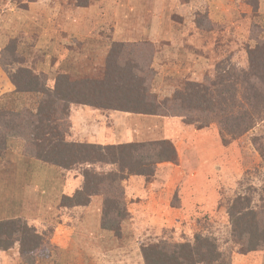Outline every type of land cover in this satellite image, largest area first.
Instances as JSON below:
<instances>
[{
	"label": "rangeland",
	"instance_id": "1",
	"mask_svg": "<svg viewBox=\"0 0 264 264\" xmlns=\"http://www.w3.org/2000/svg\"><path fill=\"white\" fill-rule=\"evenodd\" d=\"M19 1L0 0V51L4 52L0 56V60L4 58V62H0V85L3 86L9 79L7 69L21 66L8 64L12 56L5 48L11 44L10 38L13 37H18L25 45L18 56L20 59L28 57L29 63L24 66L35 73L22 72L20 76H36L39 80H47V84L52 87L56 76L61 73L75 78H101L107 73H115L114 69H124L122 73H128L127 68L133 62V54L123 51L122 42H141V45L154 47L156 55L159 50L165 52L162 46L164 44L173 43L171 45L176 46V43L184 42V48H180L181 53H184L182 62L188 63L192 69H167L164 75L156 68L155 56L154 62L149 65L150 69L146 70L153 78L148 98L154 102L164 101L190 80L207 81L220 73L226 76H244L253 62L261 64L264 59V50L258 47V43L264 40V0H227L228 9L223 17L217 11L220 0H162L165 6H169L167 23L170 22L171 27H166L159 37L152 33L144 38L143 34L133 32L142 24L143 18L140 16H134L135 25L129 31L124 26L127 22L123 21L126 14L124 11L130 0H106L108 10H117L120 13L117 19L122 23L120 26L117 22L116 35L113 32L114 24L106 22L109 16L102 17L105 25L103 31L95 32V37H99L101 43L96 44L99 46V53L93 60L89 57H77V54L85 51L82 52L76 45L69 43H76L81 39L57 31L55 27L60 26L61 18L55 15L49 23V16L45 14L48 6L65 11L76 7H90L92 0H36L39 7L32 11L37 13L42 29L39 23L33 22L29 25L32 30L25 25L22 29L25 32L21 30L18 36H13L2 25L12 23L14 16L11 9L19 6ZM132 1L137 6H134L135 10L138 9V1ZM152 2L155 9L161 4L159 0ZM213 9L215 14L212 13ZM3 11L8 13L4 22L1 17ZM103 12L105 14L106 9ZM110 16L112 22L114 17L112 14ZM155 20L153 18L154 22ZM50 41L53 46L48 44ZM54 43L56 46L64 44L63 53L67 55L72 52L76 57L73 56L68 63L62 51H56L58 47L55 48ZM113 44H116V49L109 57ZM34 45L36 48H33ZM28 47L32 50H25ZM167 51L174 53L176 50L173 47ZM49 53L50 57L45 59V54L49 56ZM168 57L171 58L167 53L166 58ZM110 58L116 63V66L114 63L110 67L113 68L111 72L108 71L109 68L107 70ZM118 60L123 61L121 67L117 66ZM262 74L264 76V72ZM5 92L7 90L0 88L1 106L37 107L39 97L32 93ZM70 119L72 126L68 137L73 141L107 145L141 144L169 139L179 152L180 163L160 164L158 180L162 177V181L158 184L142 188V182L135 180L131 183L132 186L127 187L128 205L133 206L132 218L122 223L124 235L119 239V245L113 246L112 242L103 241L100 236L103 197L94 196L88 206L75 207V203L73 204L74 198L78 197V188L83 186L85 180L81 168L78 166L72 170H63L54 165L55 167L46 166V169L44 166L49 164L42 162L43 165L30 161L25 164L21 141H11V149H8L6 158H0V219L21 216L30 227L34 226L44 238L46 236L49 246L46 250L42 248L48 258H41L34 253L21 254L19 243H15L6 251L9 254L5 257L7 264H144L140 253L141 243L193 242L197 233L216 240L223 252V261L220 260L219 264H264V250L245 253L234 241L228 212L231 202L240 195L250 197L255 208L259 209L264 203V158L252 143L253 136L261 129L263 131L264 123L231 143L224 144L217 124L198 128L190 123L194 120L207 121V113L188 108H172L162 114L146 115L102 110L78 103L72 104ZM33 159L36 160L30 158ZM102 166L98 165V172ZM93 203L92 209H88ZM151 209L153 212L148 213ZM22 211L26 214L19 215ZM131 238L137 242L126 245ZM67 239L71 241L68 246H64L63 242ZM109 246L113 247L108 248Z\"/></svg>",
	"mask_w": 264,
	"mask_h": 264
},
{
	"label": "trees",
	"instance_id": "2",
	"mask_svg": "<svg viewBox=\"0 0 264 264\" xmlns=\"http://www.w3.org/2000/svg\"><path fill=\"white\" fill-rule=\"evenodd\" d=\"M32 2L36 0H20L17 8L28 10ZM10 39L11 44L5 48L12 56L8 64L21 66L7 69L8 82L4 86L1 84L0 88L7 90L6 94L32 93L39 100L35 109L26 105L18 108L0 105V158H6L11 141L19 140L21 153L26 159L33 157L63 170L79 166L85 180L78 188V197L74 198L73 204L75 207L88 206L94 196L103 197L101 237L103 241L112 242L113 246L119 245V239L124 235L122 223L132 218L127 187L132 186L135 180L142 182V188L158 184L162 181V177L158 180L159 165L180 163L179 152L169 139L107 145L88 140L73 141L68 137L72 126V104L146 115L162 114L172 108L199 110L207 113V121L194 120L190 123L198 128L217 124L224 144L264 123V59L261 64L253 62L244 76L220 73L207 81L190 80L164 101L154 102L148 98L153 78L146 72L155 60L154 47L141 45V42H122L123 51L133 54L128 73H122L124 69H114L115 73H107L101 78H75L61 73L56 76L52 87L47 80H39L36 76H20L22 72L32 74L34 70L31 72L29 67L24 66L29 63L28 57L20 59L18 56L25 45L18 37ZM258 47L264 50V40L258 43ZM115 49L116 44H113L109 57ZM25 50L32 49L28 47ZM3 54L0 51V56ZM110 60L107 64L109 72L113 71L110 67L115 63L112 58ZM0 62H4V58ZM117 63L121 67L123 61L118 60ZM252 143L264 158V129L253 136ZM98 165H103L100 172ZM228 212L234 241L242 250L245 253L264 250V203L258 209L253 206L250 197L240 195L231 202ZM43 236L21 216L0 219L1 251H8L19 243L21 254L34 253L48 258L43 249L46 250L49 244ZM136 242L131 238L126 245ZM140 250L144 264H219L223 259L216 240L203 233H197L193 242L141 243Z\"/></svg>",
	"mask_w": 264,
	"mask_h": 264
},
{
	"label": "crops",
	"instance_id": "3",
	"mask_svg": "<svg viewBox=\"0 0 264 264\" xmlns=\"http://www.w3.org/2000/svg\"><path fill=\"white\" fill-rule=\"evenodd\" d=\"M98 1L99 0H92L91 5H89L90 7H76L75 9H70V10H65V11L57 10V8H55V7L53 8L51 6H48L45 9V11H47V13H45V14L47 16H49V23L52 22V19H53V17H55V15H58L59 19L61 18V20H60L61 23L59 22L60 26L55 27L57 31L60 30L62 33L66 32V33H69V35L72 34V36L76 39L77 38L81 39V41H76V43L75 42L69 43V41H68L69 44L76 45V48L81 50L82 52L85 51L86 53H89V54H86L85 52H83L82 54H77V57H79V56H81V58L89 57V58H92V60H93L94 58H96L98 56L99 46L98 45L96 46V44H100L101 41H99L100 40L99 37H95V32L103 31L105 21H103L102 17L107 16V15L109 16V17L107 16L108 19L106 22L114 24L113 32H115L116 35H117V30H116L117 22H119L120 26H121V23H122L121 20L117 19V17H119L120 13L117 10H108L109 6H107V4L105 3L106 0H101L99 2ZM136 1H138V5H139L138 9L135 10V7H137V6L135 3H133L132 0L127 2V4L129 5L128 8L125 7L124 12L126 14L124 15L125 19H123V21H127L124 24L125 28H127V31H129L130 28L134 27L133 25H135V20H136V18H134V16H136V15L143 18V21H142V24L140 26H138L137 29L133 30V32H135V34H138V33L143 34V38L151 35L152 33H154L155 36L158 35V37H159L161 34H163L165 32L166 27H171L170 22L167 23V21L169 19V14L167 12L169 6H165V4H163L164 0L163 1L159 0L161 2V4H159V6L156 9L154 7V3L152 2V0H136ZM149 1H151V3H149ZM226 2H227V0H220L219 1V8L217 11L219 12L220 17L226 16L227 9H228ZM32 3H34L35 6L34 5L32 6V4L30 3L28 10L19 9L16 6L12 7L11 11L13 12V16H14L13 19H11L12 23L11 24L3 23L2 27H4V28L7 27V28H5L6 31H8L13 36H17L19 34V32L23 31L22 29H24L23 27H25V25L29 27V25L33 22L39 23V25L41 26V29H42L43 25L41 24V22H38L39 20L37 18V13L33 12V11H36L35 8H37L39 6H38V4H36V2H32ZM49 5H50V3H49ZM146 7H148V8H146ZM52 8L54 11L52 10ZM32 9H33V11H32ZM105 9H106L105 14L107 13L106 15L103 12ZM146 10H147V13L145 12ZM8 11H10V10H8ZM53 12H55V13H53ZM212 13L215 14L214 9L212 10ZM110 14H112V16L114 17V20H112V22H110V19H111ZM7 15H8V13H6L5 11L2 12V16H1L2 22H4V18ZM141 18H140V20H141ZM153 18H156L155 22L153 21ZM166 24H167V26H166ZM178 26H179V24H178ZM28 29L32 30L31 27H29ZM45 30L46 29H44V31ZM23 32H25V31H23ZM1 33L2 32H0V34ZM175 34L178 35V33H175ZM123 37L125 39L127 38L124 36V34H123ZM115 39H117V38L115 37ZM128 39H130V38H128ZM48 44L53 46L52 41H50ZM171 44H173V43H171ZM171 44L168 43V44L162 45L164 47L166 53L163 52L162 50L161 51L159 50L157 52L156 60H155L156 61L155 63H157V65H156L157 70L160 73H163L164 75H166L165 73L167 72V69H170V70L174 69V68H176V69L180 68V69H184V70L192 69V68H190V65H188V63L182 62V59L184 57V53L183 54L181 53L180 48H184L185 43L184 42L180 43V44L176 43V46H174L175 44L174 45H171ZM54 46H55V48L58 47L56 49L57 52L59 51L58 49H60V51H62V55L64 56V58L66 57L65 60H67L68 63L71 62V58L74 55H76V54H73L72 52L65 55L63 53V49L65 47L64 44H58V46H56V44L54 43ZM173 47L176 50V51H174V53H172L170 51V49ZM33 48H36V46H34ZM80 48H82V49H80ZM167 50H169L170 52H168ZM167 53L170 55V57L172 59L168 57V59H169L168 60L166 58ZM50 54L51 53L48 54L49 56H46V54H45L44 58L46 59V57H50ZM74 57H76V56H74ZM159 60H161V61H159ZM46 62L47 61L45 60L44 63H46ZM93 63H95V61H93ZM167 75H170V74H167ZM83 111H85V110H83ZM93 115H96V114H93ZM26 161H30L31 163H36V165L45 164V163L42 164L40 161H37L34 159L30 160V159L25 158V161H24L25 164H27ZM46 166L52 167L54 165H45L44 167H46ZM44 167H43V169H45ZM46 169H48V168L46 167ZM171 179H172V177H171V175H169V180H171ZM94 204L95 203L91 204L88 209H92V206ZM131 207H133L132 204H131ZM98 208L99 207H97V209ZM139 210L141 212L143 211L142 208H139ZM97 211H99V210H97ZM151 212H153L152 209L150 211H148V213H151ZM97 213H98L97 217L99 218V212H97ZM24 214H26V213L23 211L21 213H19V215H24ZM70 241H71L70 239L65 240L64 241L65 243L63 242L64 246H68ZM66 243H67V245H66ZM70 249H68V250L70 251ZM8 255L9 254L6 251H3V252L0 251V258H1L0 264H7L8 263V261L5 259V257H7Z\"/></svg>",
	"mask_w": 264,
	"mask_h": 264
}]
</instances>
